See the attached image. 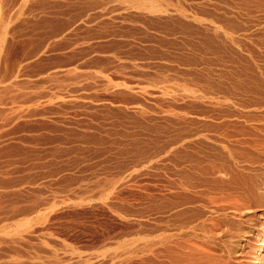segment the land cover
Returning a JSON list of instances; mask_svg holds the SVG:
<instances>
[{"label": "rangeland", "instance_id": "374dc122", "mask_svg": "<svg viewBox=\"0 0 264 264\" xmlns=\"http://www.w3.org/2000/svg\"><path fill=\"white\" fill-rule=\"evenodd\" d=\"M263 116L264 0H0V264H264Z\"/></svg>", "mask_w": 264, "mask_h": 264}, {"label": "bare ground", "instance_id": "6f19581e", "mask_svg": "<svg viewBox=\"0 0 264 264\" xmlns=\"http://www.w3.org/2000/svg\"><path fill=\"white\" fill-rule=\"evenodd\" d=\"M257 96H258V95H257ZM262 105H263V104H262ZM263 117H264V116H263ZM260 120H261V119H260ZM262 121H263V120H262ZM262 121H261V122H262ZM261 131H262V130H261ZM198 133H199V132H198ZM256 142H257V141H256ZM256 145H258V144H256ZM260 147H261V146H260ZM258 148H259V147H258ZM209 150H210V149H209ZM260 150H261V148H260ZM223 153H224V152H223ZM261 153H262V152H261ZM242 154H243V153H242ZM199 156H200V155H199ZM240 156H241V155H240ZM236 158H237V157H236ZM224 160H225V159H224ZM224 160H223V161H224ZM244 160H245V159H244ZM197 161H198V160H197ZM250 161H251V160H250ZM255 161H256V160H255ZM238 162H239V161H238ZM225 164H226V163H225ZM261 164H262V163H261ZM263 164H264V163H263ZM227 165H228V164H227ZM230 166H231V165H230ZM224 167H225V166H224ZM247 167H248V166H247ZM236 168H238V167H236ZM252 168H253V167H252ZM258 168H259V167H258ZM215 169H216V168H215ZM222 169H223V168H222ZM232 169H233V168H232ZM255 169H256V168H255ZM259 169H260V168H259ZM263 169H264V168H263ZM226 170H227V169L225 168V171H226ZM235 170H236V169H235ZM235 170H233V171H235ZM239 170H240V169H239ZM261 170H262V169H261ZM219 171H220V170H219ZM229 171H230V170H229ZM242 171H243V170H242ZM247 171H248V170H247ZM253 171H254V170H253ZM236 172H237V170H236ZM236 172H234V175H230L229 177L226 175V177H225V181H224V182H223V181L220 182V183L223 184L224 186L221 185V184H218V185H220V187H219V186H218V187H219L220 189H222L221 187L223 186V188H224L223 190H226L227 188L225 187V185H226L228 188H230V189L235 188V186H237L238 183H239V185H240V181H237V179H238L237 176H239L240 174H237V175H236ZM251 172H252V171H251ZM255 172H256V171H255ZM255 172H254V174H255ZM257 172H258V171H257ZM259 172H261V171H259ZM262 172H263V171H262ZM225 173H226V172H225ZM227 173H228V172H227ZM231 173H232V172H231ZM231 173H230V174H231ZM237 173H238V172H237ZM239 173H241V172H239ZM248 173H249V172H248ZM252 173H253V172H252ZM252 173H251V174H252ZM263 173H264V172H263ZM223 174H224V173H223ZM243 174H244V173H243ZM243 174L240 175V176L244 177V179H245V178H246L245 175H246L247 173H246L244 176H243ZM251 174L247 175V178H248V176L250 177ZM256 174H258V173H256ZM259 175H261V174H259ZM251 176H252V175H251ZM254 176L256 177V175H254ZM235 177H237V179H235ZM258 178H259L258 182H257L256 180H255V181L257 182L258 186H259V187L261 186L262 189H263V186H264V176L262 175V176H259ZM202 179H203V178H202ZM223 179H224V178H223ZM223 179H220V180H223ZM226 179H227V180H226ZM241 179H242V178H241ZM248 179H251V177L248 178ZM252 179L254 180L253 176H252ZM256 179H257V178H256ZM218 180H219V179H218ZM220 180H219V181H220ZM238 180H239V179H238ZM205 181H206V180H205ZM216 181H217V180H216ZM222 182H223V183H222ZM244 182L248 183V180L246 181V179H245V181H243V184L241 183L243 186H244ZM216 183H217V182H216ZM216 183H214V184H216ZM249 183H251V181H250ZM253 183H254V181H253ZM212 184H213V183H212ZM242 185H241V186H242ZM251 185H252V184H251ZM243 186H242V187H243ZM253 186H254V185H253ZM192 187H193V186H192ZM237 187H238V186H237ZM244 187H245V186H244ZM248 187H250V185H249ZM254 187L256 188V186H254ZM254 187H253V188H254ZM225 188H226V189H225ZM220 189H219V190H220ZM249 189H251V188H249ZM257 189H258V187H257ZM257 189H256V190L254 189V191L257 193L256 196H259V197H260V195H258V194H259L258 192H260V191H259V189H258V190H257ZM260 189H261V188H260ZM262 189H261V190H262ZM213 190H214V189H213ZM228 190H229V189H228ZM228 190H227V191H228ZM233 190H234V189H233ZM235 190H236V189H235ZM239 190H240V189H239ZM246 190H247V188H246ZM246 190H245V191H246ZM237 191H238V190H237ZM248 191H249V190H248ZM248 191H247V192H248ZM254 191H253V192H254ZM263 191H264V190H263ZM222 192H223V191H222ZM240 192H241V191H240ZM253 192H252V193H253ZM198 193H199V192H198ZM219 193H221V192H219ZM228 194H229V191H228ZM245 194H246V193H245ZM260 194H261V193H260ZM229 195H231V194H229ZM250 195H251V194H250ZM253 195H254V193H253ZM253 195H252V196H253ZM262 195H263V193H262ZM233 196H234V195H233ZM240 196L242 197V195H240ZM245 196H246V195H245ZM245 196H243V197H245ZM223 197H224V196H223ZM227 197H228V196H227ZM229 197H230V196H229ZM235 197H236V196H235ZM243 197H242V198H243ZM246 197H247V196H246ZM259 197H258V198H259ZM261 197H262V196H261ZM263 197H264V195H263ZM233 198H234V197H233ZM233 198H232V199H233ZM252 198H254V197H252ZM252 198H251V200H252ZM258 198H257V199H258ZM254 199H255V198H254ZM226 200H227V198H226ZM237 200H238V199H237ZM246 201H247V200H246ZM249 201H250V200H249ZM254 201H256V200H254ZM260 201H261V200H260ZM230 202H231V200H230ZM233 202H234V201H233ZM236 203H237V202H236ZM238 203H239V202H238ZM251 203H252V202H251ZM259 203H260V202H259ZM259 203H257L258 206H259ZM216 204H217V203H216ZM219 204H220V203H219ZM222 204H223V203H222ZM225 204H226V203H225ZM249 204H250V203H249ZM261 204H262V203H261ZM236 205H237V204H236ZM247 205H248V204H247ZM250 206H251V205H250ZM252 206H253V205H252ZM254 206H255V204H254ZM225 207H226V206H225ZM240 207H241V206H240ZM243 207H244V206H243ZM248 207H249V206H248ZM237 208H239V207L237 206ZM246 208H247V207H246ZM249 208H250V207H249ZM258 208H259V207H258ZM262 208H263V207H262ZM262 208H261V209H262ZM239 209H240V208H239ZM242 209H243V208H242ZM240 210H241V209H240ZM243 210H246V209H243ZM254 210H255V209H254ZM254 210H253V211H254ZM262 210H263V209H262ZM225 211H226V210H225ZM233 211H234V210H233ZM235 211H236V210H235ZM263 211H264V210H263ZM239 212H240V211H239ZM242 212H243V211H242ZM251 212H252V211H251ZM221 213H222V212H221ZM236 213H237V212H236ZM245 213H246V212H245ZM254 213H255V212H254ZM261 215H262V214H261ZM221 216H223V215H221ZM227 216H228V215H227ZM246 216H247V215H246ZM260 217H261V216H260ZM240 218H241V217H240ZM240 218H239V219H240ZM263 218H264V217H263ZM229 219H230V218H229ZM224 220H225V219H224ZM240 220H241V219H240ZM243 220H244V219H243ZM250 220H251V219H250ZM208 221H209V220H208ZM228 221H230V220H228ZM228 221H226V222H228ZM234 221H235V220H234ZM236 221H237V220H236ZM244 221H245V220H244ZM246 221H247V220H246ZM254 221H255V219H254ZM238 222H239V221H238ZM238 222H237V223L234 222V223L238 224ZM241 222L244 223L242 220H241ZM219 223H220V221H219ZM239 223H240V222H239ZM231 224L233 225V223H231ZM231 224H230V225H231ZM240 224H241V223H240ZM250 224H251V223H250ZM255 224H256V223H255ZM244 225H245V224H244ZM262 225L264 226V223H261V226H260V227H262ZM241 226H242V225H240L239 228H242ZM213 227H214V226H213ZM223 227H224V226H223ZM225 227H226V226H225ZM230 227H231V226H230ZM232 227H233V226H232ZM220 228H221V227H220ZM226 228H227V231H228V227H226ZM248 228H249V227H248ZM229 229H230V228H229ZM244 229H245V228H244ZM214 230H215V229H214ZM214 230H213V231H214ZM230 230H231V229H230ZM230 230H229V232H230ZM234 230H235V229H234ZM236 230H237V229H236ZM195 231H196V230H195ZM197 231H198V230H197ZM205 231H206V230H205ZM209 231H211V230H209ZM218 231H219V230H218ZM224 231H225V230H224ZM192 232H193V231H192ZM231 232H233V231L231 230ZM239 232H240V231H239ZM239 232H238V234H237V235H238L237 238H239V235L241 234V232H240V234H239ZM242 232L244 233V234L242 233L243 236L241 235V236H242V239H243L242 241H244V242L246 243V245H248V246L250 247V248H249V249H251L250 252L253 254V252H255L254 250H257V249H254V248H255L254 245H253V242H254V241H251V239H249L248 235L245 236L246 234H248V232H247L246 230H245V231L242 230ZM217 233H218V232H217ZM221 234H222V233H220V235H221ZM202 235H203V234H202ZM211 235H212V234H211ZM234 235H235V234H234ZM237 235H236V236H237ZM215 236H216V235H215ZM215 236H214V237H215ZM232 236H233V235H232ZM251 236H252V235H251ZM170 237H171V236H170ZM174 237H175V236H174ZM193 237H194V236H193ZM206 237H207V236H206ZM195 238H196V237H195ZM215 238H216V237H215ZM235 238H236V237H235ZM235 238L233 237V239H235ZM237 238H236V239H237ZM251 238H252V237H251ZM253 238H254V237H253ZM162 239H163V238H162ZM162 239H161V240H162ZM170 239H171V238H170ZM202 239H203V237H202ZM210 239H211V238H210ZM213 239H214V238H213ZM216 239H217V238H216ZM216 239H215V240H216ZM228 239H229V238H228ZM228 239H226V240H228ZM230 239H231V238H230ZM254 239H255V238H254ZM163 240H164V239H163ZM193 240H194V238H193ZM219 240H220V239H219ZM240 240H241V239H240ZM200 241H201V240H200ZM204 241H205V238H204ZM206 241H207V240H206ZM206 241H205V242H206ZM236 241H237V240H236ZM238 241H239V240H238ZM238 241H237V242H238ZM259 241H261V240H259ZM212 242H214V241H212ZM189 243H190V242H189ZM199 243H200V242H199ZM216 243H217V241H216ZM225 243H226V242H225ZM231 243H232V241H231ZM180 244H181V243H180ZM195 244H196V243H195ZM195 244H194V245H195ZM235 244H236V243H235ZM212 245H213V244H212ZM215 245H216V244H215ZM215 245H213V246H215ZM222 245H223V244H222ZM227 245H228V244H227ZM227 245H226V247H227ZM246 245H245V246H246ZM257 245H258V244H257ZM167 246H168V245H167ZM223 246H224V245H223ZM230 246H231V245H230ZM233 246H234V245H233ZM235 246H236V245H235ZM239 246H240V245H239ZM255 246H256V245H255ZM198 247H199V246H198ZM198 247H197V248H198ZM224 247H225V246H224ZM246 247H247V246H246ZM233 248L235 249V247H233ZM238 248H239V247H238ZM202 249H203V248H202ZM231 249H232V248H231ZM173 250H174V249H173ZM224 250H226V249H224ZM197 251H198V250H197ZM205 251H206V250H205ZM232 251H233V250H232ZM232 251H231V252H232ZM243 251H244V250H243ZM246 252H247V251H246ZM250 252H249V253H250ZM207 253H208V252H207ZM242 253H243V252H242ZM193 254H194V253H193ZM198 254H199V252H198ZM212 254H214V253H211V256H212ZM236 254H237V253H236ZM252 254H250V255H252ZM203 255H205V254H203ZM214 255H215V254H214ZM225 255H226V254H225ZM194 256H195V255H194ZM196 256H197V255H196ZM196 256H195V257H196ZM215 256H217V255H215ZM226 256H227V255H226ZM235 256H236V255H235ZM235 256H234V257H235ZM239 256H240V255H239ZM227 257H228V256H227ZM200 258H201V257H200ZM216 258H217V257H216ZM218 258H219V257H218ZM254 258H255V257H254ZM201 259H202V258H201ZM221 259H222V258H221ZM233 259H234V258H233ZM194 260H195V259H194ZM202 262H203V261H202ZM252 262H253V261H252ZM198 263H199V262H198ZM205 263H206V262H205ZM224 263H225V262H224ZM235 263H236V262H235ZM200 264H201V263H200ZM217 264H218V263H217Z\"/></svg>", "mask_w": 264, "mask_h": 264}]
</instances>
